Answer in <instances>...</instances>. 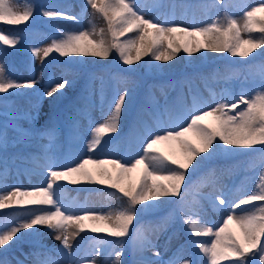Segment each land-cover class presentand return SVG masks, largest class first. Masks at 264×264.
<instances>
[{"label": "snow or ice", "instance_id": "1", "mask_svg": "<svg viewBox=\"0 0 264 264\" xmlns=\"http://www.w3.org/2000/svg\"><path fill=\"white\" fill-rule=\"evenodd\" d=\"M86 5L103 16L107 23L106 31L103 28L99 33L94 29H80L59 38L53 37L46 47L34 48L32 55L42 62L53 53L59 57L107 60L115 51L120 62L131 67L144 57L166 64L181 52L189 57L211 52L247 58L257 49H264V0L246 8L239 20L226 15L222 20L218 18L192 26L147 15L137 0H86ZM33 15L34 6L27 0L23 3L21 0H0V24L20 25ZM40 15L78 23V17L56 10L42 9ZM17 32L9 29L5 33L0 29V43L15 48ZM254 33L259 35L254 36ZM259 54L264 55V52ZM68 83L61 80L51 85L43 95L52 97ZM36 84L35 79L16 81L6 75L4 66L0 65V94L11 95L10 90L34 88ZM256 87L259 90L254 94L241 92L238 97H231L229 102L222 98L213 107L194 108L184 117L183 123L149 132L142 141V154L131 160L86 155L61 167L50 163L42 185L31 190H5L0 194V210L25 205L33 208L21 222L0 229V248L14 238L20 239L18 234L37 226H46L55 232V239L61 241L65 249H70V240L86 229L116 238L113 242L123 248L127 241L122 238L129 236L130 226L137 215L158 209L162 198L178 196L189 167L198 157L197 166L217 155L232 156L236 150L254 149L264 154V73ZM128 95L127 90L118 94L109 118L91 128L93 138L86 144L88 153L96 151L103 137L119 131ZM209 119L213 123H206ZM0 143H7L3 134H0ZM172 143L178 148L179 158L175 154L164 155L158 147ZM134 173H138V178H133ZM61 181L72 185L81 182L106 185L121 194L118 198L122 207L107 214L89 210L73 213L56 198L55 186ZM219 205L224 206L220 210L226 216L218 226L210 227L185 219V224L191 227V236L210 238L192 241L207 258V264H264V173L259 176L256 190L241 196L238 202L219 198ZM237 209L241 212L238 213ZM180 215L185 213L181 211ZM249 254L251 258H248ZM120 259L117 253V264H120ZM183 264H190V261L184 260Z\"/></svg>", "mask_w": 264, "mask_h": 264}, {"label": "rangeland", "instance_id": "2", "mask_svg": "<svg viewBox=\"0 0 264 264\" xmlns=\"http://www.w3.org/2000/svg\"><path fill=\"white\" fill-rule=\"evenodd\" d=\"M48 1L44 0L43 9H50ZM21 2L23 3L22 0ZM259 3L260 0H227L223 19L226 15H230L239 20L246 8ZM137 4L147 15L157 16L161 20L172 19L188 26L214 20L213 9L208 10L201 5L192 4L188 0H137ZM32 5L34 6V15L30 19L34 21L39 17L41 10L36 5ZM80 8L75 6L66 12L78 17V23L59 17L53 18L52 22L46 21L45 23L49 27L57 29V33H53L46 42L37 48L46 47L51 43L53 37L59 38L80 29L88 31L94 29L99 33L100 29L106 25L104 18L90 5H86L83 11H80ZM16 39L18 42L22 41L20 37ZM261 50L257 49L256 52ZM202 53L204 52L194 54L193 57L197 58ZM59 62V56L56 53L51 54L43 62L35 57L37 84L34 88L37 89L35 93L40 90L41 96L29 112V119H35L30 130L27 128L30 125L28 121L23 122L22 127L16 128L17 133L20 134L16 138L14 137V148L35 142L39 145L40 152L35 154L31 161L27 158L13 159L11 163L0 167V194L13 188L31 190L34 186L42 185L46 180V170L50 163L61 167L86 155L119 158L122 161L131 160L142 154V141L149 132H156L161 128L174 127L183 123L184 117L194 108H210L222 98L225 102H229L231 97H238L241 92L254 94L255 90H259L257 85L253 86V83L245 85L232 81L231 84L208 85L195 79L193 84L197 88V92L193 94L188 83L178 86L169 80L161 86L153 84L154 86L148 91L151 109L148 108V105L140 104L139 112L137 116H134L131 125L125 121L126 111L122 112L119 131L103 137L101 145L96 151L88 153L86 144L93 138L91 128L109 118L112 111L111 106L118 94L127 90L128 98H130L136 93L137 84L133 82L112 84L114 93L111 102L108 98L109 94H107L108 83H105L100 75L91 72L84 73L81 69L76 71L77 73L64 75L65 70L59 68ZM61 80H67L69 83L64 89L54 93L52 97L57 94L60 97L63 94L58 99L63 103L77 93L79 96L82 95V99H85L87 104L80 111L74 107L67 111L61 110L58 115L59 121L57 120L58 127L43 130L40 126L50 113L52 99V97L44 96L43 93L51 85ZM169 97H173L171 103H168ZM51 118L55 119V116L51 114ZM206 123L213 122L209 119ZM104 141L109 142L104 143ZM158 147L164 155L175 154L179 158L178 148L174 143L161 144ZM133 178H138V173H134ZM235 178L231 171H226L214 183H197L190 202L183 207L168 211L151 212L142 227L137 231H130L129 236L122 238L127 241L123 248L113 242L116 238L109 237L106 233H92L86 229L70 240V249H65L62 242L55 239V232L49 231L46 226H37L18 234L21 237L18 240L22 243L21 249L23 250L13 254L10 264H117V253L121 257L120 264H150L154 261H159L160 264H183L184 260L190 261V264H207V258L192 241H207L210 238L191 236V227L189 224H185V219H191L192 223L210 227L220 225L226 213L220 210L224 206L219 205V198L238 202L241 196L256 190L258 184L246 186L235 181ZM55 188L56 198L73 213L89 210L97 214H107L122 207L121 199L118 198L121 194L118 191L111 192L110 188L106 189L103 185L86 182L72 185L61 181ZM243 207L250 208L251 206ZM16 208L17 210L0 224V229L12 223L21 222L30 214L33 206L25 205L12 209ZM8 210L10 209L0 211ZM181 211L185 213L184 216L180 215ZM236 211L241 212L240 209ZM141 217L139 214V220ZM175 220L178 226H174ZM32 237L35 239H31ZM14 240L17 239L14 238ZM156 253H159V256Z\"/></svg>", "mask_w": 264, "mask_h": 264}, {"label": "trees", "instance_id": "3", "mask_svg": "<svg viewBox=\"0 0 264 264\" xmlns=\"http://www.w3.org/2000/svg\"><path fill=\"white\" fill-rule=\"evenodd\" d=\"M188 1L201 5L208 10L213 9L214 20L223 19L227 0ZM27 2L36 5L41 10L43 9L44 0H27ZM48 5L50 10L63 13L68 12L75 6L81 7L80 11H83L86 7V0H49ZM100 16L103 18L101 14ZM53 20V18L40 15L34 21L29 19L20 25L0 24V29H3L5 33L9 29L18 30L15 38L20 37L22 40L18 42L15 48L0 43V65L4 66L6 75H10L16 81L21 82L36 79L35 57L32 55V50L46 42L51 37V34L57 30L45 23ZM105 24L103 29L106 31L107 23ZM253 35L258 36L259 34L254 33ZM261 52H264V49L260 52H253L247 58L231 57L229 54H210L209 52H204L195 58L181 52L173 61L166 64L144 57L140 62L129 67L123 65L117 53L113 51L107 60L80 56L59 57V68L65 70V72L63 71L64 75L77 73L76 71L79 69L84 73L91 72L92 74L100 75L104 82L108 83L107 94H109L108 98L110 101L113 99L112 84L114 82L136 83L137 91L127 99L126 103L125 121L131 125L134 121V116L139 112L140 104H143V106L148 105V108L151 109V105H149V88L154 85L161 86L169 80L178 86L190 84L192 93L196 90L193 85L195 79L210 84H231L232 81H237L239 84L251 85L253 83V86L258 85L262 73H264V55H260L259 53ZM10 92L12 93L11 95L7 93L0 94V134H3L7 139L6 144L0 143V167L4 165L3 162L10 163L13 159L22 160L27 158V160L31 161L34 159L35 154L40 152L39 145L35 142L20 148H14V137L16 138L20 134L17 133L16 128L22 127V123L28 121L30 125L27 128L30 130L31 125L35 122L34 118L29 119V112L40 98V91L35 93V88H20L10 90ZM61 95L63 96V94ZM60 97L58 94L52 97L50 113L41 124V129L48 130L57 127L58 123L56 119L51 118V114L55 115L61 109L66 110L72 107L80 111L87 104V101L82 99V95L79 96L77 93L63 103L58 100ZM172 101L173 97H169L168 103ZM199 159L198 157L197 161H194L193 165L189 167L186 173V180L179 195L162 198L159 202L161 206L153 211L142 213L140 220L138 214L130 226V231L134 232L142 227L151 212L159 213L183 207L190 202V197L193 196V191L199 182L214 183L226 171H231L236 177L235 181L249 186V184L258 183L260 174L264 173V154L256 152L254 149L236 150L232 156L217 155L212 160L205 161L197 166ZM103 186L108 189L106 185ZM110 191L117 192L114 189ZM120 204L122 205V203ZM10 215L11 212L0 211V224ZM174 226H178L176 220L174 221ZM31 239L35 238L32 237ZM21 245L22 243L19 240H14L5 245L4 248H0V262L10 264L13 254L23 250ZM132 253L134 252L132 251ZM248 258H251V254H249ZM225 264H237V262H225Z\"/></svg>", "mask_w": 264, "mask_h": 264}, {"label": "bare ground", "instance_id": "4", "mask_svg": "<svg viewBox=\"0 0 264 264\" xmlns=\"http://www.w3.org/2000/svg\"><path fill=\"white\" fill-rule=\"evenodd\" d=\"M48 229V228H47ZM49 231H50V229H49Z\"/></svg>", "mask_w": 264, "mask_h": 264}]
</instances>
